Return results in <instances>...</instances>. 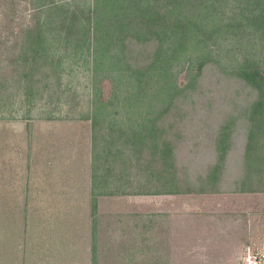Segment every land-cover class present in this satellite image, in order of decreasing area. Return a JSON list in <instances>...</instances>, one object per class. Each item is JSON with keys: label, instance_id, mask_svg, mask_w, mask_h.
<instances>
[{"label": "rangeland", "instance_id": "1", "mask_svg": "<svg viewBox=\"0 0 264 264\" xmlns=\"http://www.w3.org/2000/svg\"><path fill=\"white\" fill-rule=\"evenodd\" d=\"M0 87L83 126L115 192L264 191V0H0ZM124 222L92 231L91 264H160Z\"/></svg>", "mask_w": 264, "mask_h": 264}, {"label": "crops", "instance_id": "2", "mask_svg": "<svg viewBox=\"0 0 264 264\" xmlns=\"http://www.w3.org/2000/svg\"><path fill=\"white\" fill-rule=\"evenodd\" d=\"M16 97L0 87V264H91L92 231L115 221L141 226L128 243L139 240L138 256L152 252L160 264H242L264 254V222L249 229L244 214L264 191L155 182L153 190L115 192L83 126L67 124L59 105L47 117L32 107L18 116ZM99 233L108 244L107 229Z\"/></svg>", "mask_w": 264, "mask_h": 264}, {"label": "built area", "instance_id": "3", "mask_svg": "<svg viewBox=\"0 0 264 264\" xmlns=\"http://www.w3.org/2000/svg\"><path fill=\"white\" fill-rule=\"evenodd\" d=\"M244 264H264V254L256 256V254H247L243 258Z\"/></svg>", "mask_w": 264, "mask_h": 264}, {"label": "trees", "instance_id": "4", "mask_svg": "<svg viewBox=\"0 0 264 264\" xmlns=\"http://www.w3.org/2000/svg\"><path fill=\"white\" fill-rule=\"evenodd\" d=\"M160 18H162V16L160 17ZM158 19V18H157ZM161 20H163V18L161 19ZM178 24L179 23H177V21H176V23H175V26H178ZM174 25V24H173ZM181 26V27H180ZM180 28H184V24H180ZM185 38H186V36H185ZM179 40H183L184 39V35H180L179 36V38H178ZM254 105V104H253ZM255 108H259V106H260V102H258V103H256L255 105Z\"/></svg>", "mask_w": 264, "mask_h": 264}]
</instances>
